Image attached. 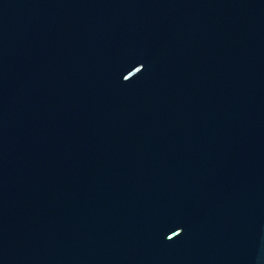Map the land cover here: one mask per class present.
I'll return each instance as SVG.
<instances>
[{
    "label": "water",
    "instance_id": "obj_1",
    "mask_svg": "<svg viewBox=\"0 0 264 264\" xmlns=\"http://www.w3.org/2000/svg\"><path fill=\"white\" fill-rule=\"evenodd\" d=\"M0 264H264V0H0Z\"/></svg>",
    "mask_w": 264,
    "mask_h": 264
},
{
    "label": "snow or ice",
    "instance_id": "obj_2",
    "mask_svg": "<svg viewBox=\"0 0 264 264\" xmlns=\"http://www.w3.org/2000/svg\"><path fill=\"white\" fill-rule=\"evenodd\" d=\"M140 71V70H139ZM128 77H125V79H127ZM173 235H178L176 232H173ZM168 239H172V236H169Z\"/></svg>",
    "mask_w": 264,
    "mask_h": 264
}]
</instances>
